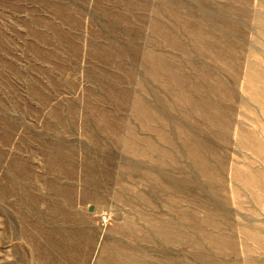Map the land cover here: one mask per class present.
<instances>
[{"label": "rangeland", "instance_id": "rangeland-1", "mask_svg": "<svg viewBox=\"0 0 264 264\" xmlns=\"http://www.w3.org/2000/svg\"><path fill=\"white\" fill-rule=\"evenodd\" d=\"M0 264H264V0H0Z\"/></svg>", "mask_w": 264, "mask_h": 264}, {"label": "built area", "instance_id": "built-area-1", "mask_svg": "<svg viewBox=\"0 0 264 264\" xmlns=\"http://www.w3.org/2000/svg\"><path fill=\"white\" fill-rule=\"evenodd\" d=\"M100 218H101V221H102L103 224H105L107 222V220H108L107 216H104V215L101 216Z\"/></svg>", "mask_w": 264, "mask_h": 264}]
</instances>
